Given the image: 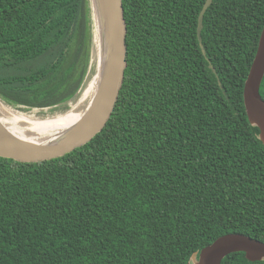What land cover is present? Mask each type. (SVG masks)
<instances>
[{"label":"trees","instance_id":"trees-1","mask_svg":"<svg viewBox=\"0 0 264 264\" xmlns=\"http://www.w3.org/2000/svg\"><path fill=\"white\" fill-rule=\"evenodd\" d=\"M205 2L123 0L127 67L104 128L60 157L0 156V264H187L228 233L264 242V144L244 104L264 0H213L200 40ZM91 44L89 0H0V98L66 107Z\"/></svg>","mask_w":264,"mask_h":264},{"label":"water","instance_id":"water-1","mask_svg":"<svg viewBox=\"0 0 264 264\" xmlns=\"http://www.w3.org/2000/svg\"><path fill=\"white\" fill-rule=\"evenodd\" d=\"M212 2L213 0H206L199 16L198 34L200 40L204 14ZM89 7L92 25L91 47H94L91 49L92 60L96 49L98 50V63L96 62L94 73V75H98V85L91 99L81 109L82 116L63 129L57 131L55 129V134L42 136L16 132L12 126L4 122L2 117L5 115L0 110V156L19 161H41L60 157L91 141L109 120L125 78L128 27L123 0H89ZM91 75L92 71L88 69L84 84L69 99L68 103L78 99ZM263 80L264 27L244 86V104L248 118L252 126L259 128L258 137L264 144V98L260 92ZM0 100L7 106L10 105L1 98ZM11 109L39 121L59 115L43 116L44 112L51 108H34L29 111L15 107ZM70 110L74 109L62 110L60 114H65ZM238 251L245 252L249 260H264L263 241L243 233H228L194 252L187 264H221L227 255Z\"/></svg>","mask_w":264,"mask_h":264},{"label":"bare ground","instance_id":"bare-ground-1","mask_svg":"<svg viewBox=\"0 0 264 264\" xmlns=\"http://www.w3.org/2000/svg\"><path fill=\"white\" fill-rule=\"evenodd\" d=\"M97 61H98V50L96 49L94 53V62ZM97 82H98V75L96 74L93 75L91 78H88L84 88L82 89L80 96L74 103L76 104V108L72 112H70L66 117L56 121L53 124H50L49 126H44V122H35L32 121V119L30 118H24L22 116H19L20 114L12 113L8 109L6 104H4L0 100V110L5 115L2 118H4L5 123H8V125L12 126L15 129V131L18 133H33L42 136L55 134L54 132L55 129L56 131L63 129L71 125L75 121H77L82 116L81 109L84 107L85 104H87V102L91 99V97L95 93L98 85ZM78 109H80V111H78Z\"/></svg>","mask_w":264,"mask_h":264},{"label":"rangeland","instance_id":"rangeland-1","mask_svg":"<svg viewBox=\"0 0 264 264\" xmlns=\"http://www.w3.org/2000/svg\"><path fill=\"white\" fill-rule=\"evenodd\" d=\"M94 44H95V43H94ZM92 48H94V47H91V49H92ZM82 59H83V58H82ZM82 59L80 60L79 67H80V65H81V66L84 65V59H83V60H82ZM93 60H94V58H93ZM93 60L91 59V61H90V63H89V69H90V71H92V75H94V73H95V69H96V62H94ZM81 63H82V64H81ZM92 75H91V77H92ZM75 101H76V100H75ZM75 101L70 102L66 107H62V108H57V107H56V109H55V108L48 109L47 111L44 112L45 115H43V116H50V115H53V114H59V115H56V116H54V117H49L48 119L43 120V121L36 120V119H34L33 117H28V115L23 114V113H20V112L17 111V110H12L11 108H13V107L10 106V105H8V106L6 105V106H7L8 109H9L12 113H14V114H20L19 116H22V117H24V118H30V119H32V121H35V122H44V126H49L50 124H53V123H55L56 121H58V120H60V119H63V118L66 117L70 112H72L73 110H70L69 112H67V113H65V114H60V113H62V110L67 111V110H69V109H71V108L75 109V108H76V104H74ZM52 109H55V110H52ZM24 120H27V119H24Z\"/></svg>","mask_w":264,"mask_h":264}]
</instances>
